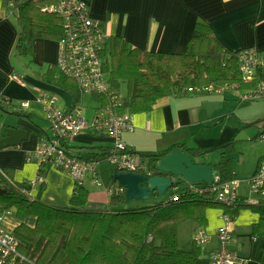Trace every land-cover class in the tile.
Segmentation results:
<instances>
[{"label":"crops","instance_id":"0c3cea01","mask_svg":"<svg viewBox=\"0 0 264 264\" xmlns=\"http://www.w3.org/2000/svg\"><path fill=\"white\" fill-rule=\"evenodd\" d=\"M15 3L16 0H0V98L10 103L11 109L25 107L27 114L24 115L27 117L37 115L44 119L41 96L55 97L56 104L62 107L82 104L83 95L87 93L80 90L79 97L75 96L70 90L43 76L50 64L56 66L58 38L53 40L54 38L49 37H35L31 54L27 56L30 61L34 57L40 62V66L37 65L39 69L34 71L35 75L16 72L18 26ZM88 13L102 22L108 36L120 35L130 45L152 51H183L196 21H203L210 25L226 50L237 52L252 47L264 52V0H89ZM55 72H59L57 66ZM14 74L21 81L13 78ZM262 74L264 75L259 72L258 76L264 78ZM244 90L224 88L207 93L158 97L149 110L131 112L134 128L123 131L121 138L127 149L140 161H145L146 165L148 159L139 155V151H163L166 155L174 148H182L188 152L186 147H199L209 150L208 152L219 150L220 153L218 146L234 139L242 126L257 125L247 124L248 122L262 118L252 113V107L246 105L244 108L231 99L241 98ZM91 98L98 102L97 105L102 101L101 97ZM0 110L3 112L1 108ZM234 112L237 113L235 119L232 115ZM0 124V139L6 135L7 127H25L29 131L27 138L19 144L0 146V166L17 182L34 179L37 164L29 153L51 131L46 133L43 127L38 130V126L33 127L25 120L22 123L4 120ZM263 128L264 126L260 127L258 132H263ZM32 129L35 130L36 137L31 136ZM66 145L73 154L83 158L87 147L103 150L100 158L94 159L98 163L107 159L105 154L113 147L114 138L89 128L76 134ZM208 152L191 157L196 163L213 165L220 156L215 160ZM263 156L264 154L257 156L254 170ZM111 164L115 168L105 184L95 183L91 171L84 176L82 182L88 190L87 200L83 205L85 209L100 210L109 207V186L120 184L113 173L116 170L122 171L113 162ZM97 165L100 167V162ZM232 170L237 177L238 172L233 167ZM100 171L96 167L97 176ZM213 174H216L214 170ZM40 186L33 187L32 194L44 203L70 205L75 181L66 171L49 165L45 170L44 184ZM238 191L240 197L247 202L257 204L264 201V194H249L248 191L240 190V186ZM156 193L158 192L154 190L151 197ZM169 196L170 194L164 199ZM147 202L149 201L134 198L129 199L124 206H143ZM204 215L203 223L194 218H186L177 228L178 244L185 248L198 244L193 237L199 227H203L208 234V239L198 244L199 254L192 264H209L211 251L220 245L218 229L224 225L228 226L231 234V247L239 255L233 264H264V234H254L252 229V225L259 220L258 210L245 204L240 206L235 215L228 217L224 213V206L218 204L206 206ZM21 222L34 225L36 216L29 213L18 216L10 211L0 212V226L4 229L13 231Z\"/></svg>","mask_w":264,"mask_h":264},{"label":"trees","instance_id":"16d2710c","mask_svg":"<svg viewBox=\"0 0 264 264\" xmlns=\"http://www.w3.org/2000/svg\"><path fill=\"white\" fill-rule=\"evenodd\" d=\"M53 1L16 0L18 37L15 50L18 53L30 55L35 37L57 39L61 36V18L41 8L43 3ZM104 54L103 67L109 73L112 86L118 91L121 81L127 86L119 111L149 110L158 97L169 94L207 93L252 86L242 79L236 52L226 50L210 25L203 21H196L181 52L144 49L130 45L122 36L114 34L108 36ZM56 66L50 64L43 76L77 96L80 89L75 80L61 71L55 72ZM100 99L104 100L103 97ZM9 104L0 98L2 110L27 114L22 108L11 109ZM262 119L264 117L247 124ZM232 140L218 146L220 158L213 164L222 181L236 177L229 154ZM186 148L191 156L209 151L199 147ZM85 152L83 156L89 160L99 159L104 153L92 146ZM138 153L148 159L144 173H156L154 163L164 156V152ZM48 166L46 163L42 170L44 175ZM14 182L16 184L0 178L3 187L0 212L8 210L18 216L34 214L36 222L34 225L21 222L14 228L18 256L13 264H192L199 254V245L180 246L178 224L186 218L203 223L205 207L218 205L207 191L190 189L186 180H181L182 186L168 198L143 206H124L129 200L125 189L119 183L111 185L109 207L100 210L83 207L88 196L83 182L75 185L68 206L44 203L37 196L23 192V189H31L28 181ZM43 184L38 185L42 187ZM174 194H177L176 199L171 197ZM245 204L259 212V220L252 225L253 233L264 234V201L255 204L239 197L234 203L221 205L224 213L231 217Z\"/></svg>","mask_w":264,"mask_h":264},{"label":"built area","instance_id":"2783aa9c","mask_svg":"<svg viewBox=\"0 0 264 264\" xmlns=\"http://www.w3.org/2000/svg\"><path fill=\"white\" fill-rule=\"evenodd\" d=\"M41 8L61 18L62 34L58 38L59 54L56 61L59 71L74 79L82 92L95 98L103 97L104 100L95 108L92 118L87 119L83 114L85 107L81 104L61 107L56 104L55 97L41 96L45 119L49 121L51 132L29 153L30 158L37 164V174L34 179L28 181L31 189H23V192L33 196L32 188L44 182L45 175L42 170L46 163L66 171L74 178L75 185L83 181L88 171L93 173L92 180L100 184L101 181L95 172L97 160L79 157L66 145L76 134L89 128L114 138V145L105 157L119 170L144 171L147 168L146 162L129 153L121 138L123 131L134 128V119L131 112L119 111L122 95L112 86L110 76L103 67L108 33L102 22L89 15L88 0H54L52 3H43ZM236 54L243 81L252 83V86L243 91L241 98L255 100L264 97V78L258 76L260 71L264 72V52L250 47L237 51ZM13 78L21 81L16 74ZM0 178L16 184L1 166ZM249 182L250 191L264 194V156L258 161ZM239 186L238 177L222 181L217 174H213L211 184L189 182L190 189L207 191L216 201L224 204L234 203L240 197ZM109 188L111 190V186ZM121 188L125 187L121 185ZM171 197L176 199L177 194ZM218 237L220 245L211 251L209 264H233L239 255L231 247L232 239L227 225L218 229ZM193 238L196 243L202 244L208 239V234L203 227H199ZM17 244L18 238L14 232L0 226V264L14 263L15 257L18 256Z\"/></svg>","mask_w":264,"mask_h":264},{"label":"rangeland","instance_id":"374dc122","mask_svg":"<svg viewBox=\"0 0 264 264\" xmlns=\"http://www.w3.org/2000/svg\"><path fill=\"white\" fill-rule=\"evenodd\" d=\"M53 40H57V39L54 38ZM15 55H16L15 58L16 72L18 74H22L23 72H28L31 75L36 74V72L34 71L39 69L37 67V65L40 66L39 61L35 60L34 57H31L32 60L30 61L27 55L18 53V50H16ZM119 92L122 95V97L125 96L127 93V86L126 83L123 81H121L119 84ZM231 99L242 104L244 108L246 107V105L252 107L253 108L252 113L256 114V117L264 116V97H259L255 100H246V99L242 100L239 97L231 98ZM81 102H82L81 105L85 106V110L83 114L87 119H91L95 112V107L98 106L97 105L98 102L95 101L93 98H91L89 94H84ZM3 112H1L0 110V123L4 120L7 121L9 120L12 122L18 121V123H22L25 120L30 124H32L33 127L38 126V130L40 129L39 127H43L46 129V133L51 131L49 126V121L44 118H41L40 116L32 115L31 117H27L26 115L12 113L11 111L3 110ZM232 115L234 119L237 117L236 112H234ZM42 117H45V112L43 108H42ZM263 126H264V119L258 121L257 125L255 126H242L236 133L234 139L232 140V150L229 152L230 156L232 157L231 158L232 167L234 170H236V172H238L237 177L240 179V190L244 192L248 191L247 193L249 194H254V192L250 191L249 178L253 173L252 171L254 170L257 156L258 155L261 156L264 154V128H263V132L261 133L258 132L259 128ZM31 136L36 137V132L34 129L31 130ZM127 151L131 153L129 150ZM208 154L210 156H214L215 160L218 159L220 156L219 150L210 151L208 152ZM99 162L101 164L100 167H98V165L96 166L98 171L101 170L100 173L98 174V178L101 180L102 184H105L107 181L110 180L111 171H113L115 167L113 164H111V161L107 159H102ZM181 186H182L181 183L173 184L165 191L161 193H156L152 197L145 200L149 201L147 202L148 204H152L156 201L163 200L165 197L171 194L174 190L179 189ZM2 188L3 187L0 185V190ZM218 204H224V203L218 202Z\"/></svg>","mask_w":264,"mask_h":264},{"label":"water","instance_id":"95a60500","mask_svg":"<svg viewBox=\"0 0 264 264\" xmlns=\"http://www.w3.org/2000/svg\"><path fill=\"white\" fill-rule=\"evenodd\" d=\"M29 134L25 127H7L6 135L0 139V146L17 145ZM154 174L132 171H114L113 177L125 187L127 199H148L152 192L165 191L173 184L186 180L192 183L213 182V165L196 163L191 155L182 148H174L159 157L154 163Z\"/></svg>","mask_w":264,"mask_h":264}]
</instances>
